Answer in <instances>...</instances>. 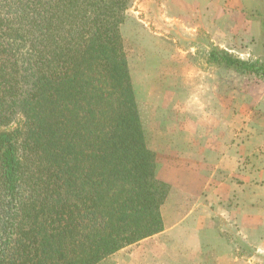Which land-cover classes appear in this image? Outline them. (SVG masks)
Segmentation results:
<instances>
[{"label": "trees", "instance_id": "16d2710c", "mask_svg": "<svg viewBox=\"0 0 264 264\" xmlns=\"http://www.w3.org/2000/svg\"><path fill=\"white\" fill-rule=\"evenodd\" d=\"M131 1L0 0V264H100L165 229L121 34Z\"/></svg>", "mask_w": 264, "mask_h": 264}, {"label": "crops", "instance_id": "0c3cea01", "mask_svg": "<svg viewBox=\"0 0 264 264\" xmlns=\"http://www.w3.org/2000/svg\"><path fill=\"white\" fill-rule=\"evenodd\" d=\"M176 1L160 2L165 8L173 6L177 9L180 7ZM194 7L199 20L193 29L196 33L200 29H209L214 35L215 50L251 62L264 55L260 50L264 48V0H195ZM162 18L166 23L181 27L187 23L183 17H169L167 12ZM225 25L230 27L227 30L229 34H222L227 29ZM238 39L243 41L240 50L233 43ZM195 50L192 47L188 52ZM178 51L188 54L186 50ZM167 52L169 55L172 51ZM203 73L204 70L194 63L189 64L187 70L177 63L172 72L165 73L173 78L172 83H160L155 87L157 91L165 89L166 96L148 101L152 108L157 109L158 128L156 125L148 127L149 140L156 139L150 142V149L159 152L157 177L170 186L165 204L180 196L199 201L198 207L186 211L181 223H165L162 232L135 244L132 257L119 264H235L239 260L230 245L225 246L222 254L219 252L209 258L200 253L207 244L205 235L215 231L213 220L223 210L218 202L226 198L224 190L232 184V179H244L249 175V165L238 161L248 157L247 141L239 145L232 121L223 123L216 114L219 112L214 108L218 96L214 89L219 87V83L212 81L207 84ZM166 89L174 91L167 93ZM205 108H209L208 112ZM164 109L166 114H163ZM163 120H166L165 126ZM180 179H185V183Z\"/></svg>", "mask_w": 264, "mask_h": 264}, {"label": "rangeland", "instance_id": "374dc122", "mask_svg": "<svg viewBox=\"0 0 264 264\" xmlns=\"http://www.w3.org/2000/svg\"><path fill=\"white\" fill-rule=\"evenodd\" d=\"M160 1L162 0H132L129 8L130 17L121 26L132 84L135 88L137 109L148 147L152 146L151 141H156L154 138L149 140L148 127L156 125L158 128L157 109L152 108L148 101H156L160 96H166L165 89L157 91L155 87L160 83L161 85L172 83L173 78L166 76L165 73L172 72L177 63L186 70L189 64L200 66L204 70L206 83L212 81L219 83V87L214 89L218 96V102L214 107L219 110L216 114H219L223 123L227 120L232 121V129L238 134L239 145L247 141L248 157L238 161L239 164L249 165V169L247 168L249 175L244 179H232V184L224 190L226 198L218 202L223 210L219 216H215L213 220L215 231L211 235H205L207 244L202 247L200 253L203 257L209 258L219 252L222 254L225 252V246L230 245L231 250L236 251L239 257L235 264H264V77L260 72H254L255 69L252 71L231 69L225 66L224 62L218 64L213 57L210 58V53L216 49L213 43L214 35L209 29L205 31L200 29L197 33L193 29L194 23L199 20V13L194 7L195 0H177L176 4L181 9L173 6L165 8ZM190 2L191 6L188 7ZM166 12L169 17L174 15L176 18L183 17L187 23L184 27L166 23L162 18ZM225 26L227 29L222 34H229L227 30L230 27ZM233 43L240 50L243 41L238 39ZM262 45L264 47V43ZM192 47L196 48L195 52H188ZM263 49L260 48L262 52ZM168 50L172 51L169 55ZM178 50H186L188 54ZM253 60L249 62L257 69L264 67V55ZM166 90L167 93L174 91ZM208 110L209 108H205V112ZM162 111L166 114L165 109ZM163 121L165 126L166 120ZM152 152L159 169L157 165L159 152ZM160 170H163V167L160 166ZM180 181L185 183V179ZM221 181L225 182V179ZM198 203L199 201L193 198L175 196V199L162 206L164 223H181L186 216L185 212L192 207H198ZM135 244L126 247L124 251L123 249L118 251L102 264L128 261L136 249Z\"/></svg>", "mask_w": 264, "mask_h": 264}]
</instances>
